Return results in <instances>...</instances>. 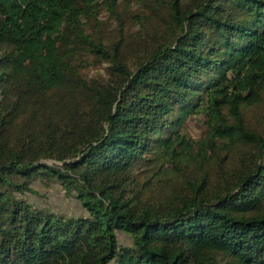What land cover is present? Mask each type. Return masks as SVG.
<instances>
[{"label":"trees","instance_id":"16d2710c","mask_svg":"<svg viewBox=\"0 0 264 264\" xmlns=\"http://www.w3.org/2000/svg\"><path fill=\"white\" fill-rule=\"evenodd\" d=\"M254 109L264 0H0V264H264Z\"/></svg>","mask_w":264,"mask_h":264},{"label":"rangeland","instance_id":"374dc122","mask_svg":"<svg viewBox=\"0 0 264 264\" xmlns=\"http://www.w3.org/2000/svg\"><path fill=\"white\" fill-rule=\"evenodd\" d=\"M106 67V66H105ZM101 67V69H92L91 75H96V74H104L105 70ZM257 117L258 124L259 122H262L264 120V111L261 109H254L250 110L247 113V120L255 122V118ZM188 130L192 134L193 137L195 138H200L203 134L204 131V124L199 118H192L188 122ZM43 164H47L52 167H61V164L59 162H54V161H43ZM59 165V166H57ZM37 190V195H28V198L30 199V203L35 204L39 207L43 208H50L51 211L56 212V213H61V214H66V215H81L84 214V211L82 209H79L76 204L68 199L61 189L60 186H56L55 188H51L48 190L40 189L38 186L36 187ZM118 238L119 241L122 245L128 246L130 245L131 239L130 237L126 236L124 233H118Z\"/></svg>","mask_w":264,"mask_h":264},{"label":"water","instance_id":"95a60500","mask_svg":"<svg viewBox=\"0 0 264 264\" xmlns=\"http://www.w3.org/2000/svg\"><path fill=\"white\" fill-rule=\"evenodd\" d=\"M43 164V163H42ZM62 165V163H60Z\"/></svg>","mask_w":264,"mask_h":264}]
</instances>
